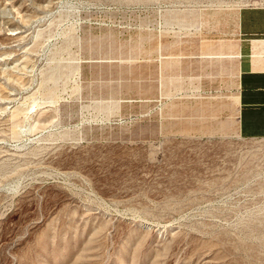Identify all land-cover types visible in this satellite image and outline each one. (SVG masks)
I'll return each instance as SVG.
<instances>
[{"label":"rangeland","instance_id":"1","mask_svg":"<svg viewBox=\"0 0 264 264\" xmlns=\"http://www.w3.org/2000/svg\"><path fill=\"white\" fill-rule=\"evenodd\" d=\"M263 2L0 0V264H264L226 55Z\"/></svg>","mask_w":264,"mask_h":264},{"label":"crops","instance_id":"2","mask_svg":"<svg viewBox=\"0 0 264 264\" xmlns=\"http://www.w3.org/2000/svg\"><path fill=\"white\" fill-rule=\"evenodd\" d=\"M235 18L226 55L239 62L237 130L241 138L264 139V2L240 9Z\"/></svg>","mask_w":264,"mask_h":264},{"label":"bare ground","instance_id":"3","mask_svg":"<svg viewBox=\"0 0 264 264\" xmlns=\"http://www.w3.org/2000/svg\"><path fill=\"white\" fill-rule=\"evenodd\" d=\"M14 39V38H13ZM248 147L251 151H263L264 152V139L263 140H255L247 142ZM262 163H264V155L258 158Z\"/></svg>","mask_w":264,"mask_h":264}]
</instances>
